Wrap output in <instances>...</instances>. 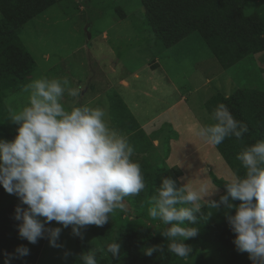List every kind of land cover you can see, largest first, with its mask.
I'll list each match as a JSON object with an SVG mask.
<instances>
[{
  "label": "clouds",
  "instance_id": "9594fccd",
  "mask_svg": "<svg viewBox=\"0 0 264 264\" xmlns=\"http://www.w3.org/2000/svg\"><path fill=\"white\" fill-rule=\"evenodd\" d=\"M21 91L26 103L8 109L15 135L11 140L0 138V187L19 200L13 219L20 239L33 245L46 239L50 247L63 249L59 243L63 230L71 227V235L82 239L88 226L103 227L112 214L125 210L126 197L145 190V179L141 164L133 159V146L110 126L104 108L63 102L65 93L79 97V87H71L66 78L45 76ZM212 118L211 125L190 127L210 145L233 136L239 140L248 132L224 104L217 106ZM236 159L244 174L232 173L223 184V195H218L219 187L209 193L204 184L195 189L171 177H162L155 189L148 214L167 226L160 236L168 241V252L185 264L193 252L185 241L198 235L205 206L223 208L236 250L247 253L251 264H264V140L243 148ZM216 195L218 199L211 198ZM237 200L239 204L233 203ZM52 222L59 226H50ZM163 251V245L157 244L144 253ZM98 252L118 260L121 244L116 240L93 247L76 259L80 264H97ZM29 254L30 249L21 244L4 253V264L22 261ZM71 255L64 251L65 260Z\"/></svg>",
  "mask_w": 264,
  "mask_h": 264
},
{
  "label": "rangeland",
  "instance_id": "374dc122",
  "mask_svg": "<svg viewBox=\"0 0 264 264\" xmlns=\"http://www.w3.org/2000/svg\"><path fill=\"white\" fill-rule=\"evenodd\" d=\"M262 7L264 0H251L246 11L250 14ZM20 37L38 66L31 81L45 76L66 78L71 87L81 89L79 97L65 93L66 105L79 102L104 108L110 126L118 130L113 120L118 96L145 126L146 133L159 132L160 148L147 155L134 154L133 159L140 164L147 161L178 168L182 172L180 178H184L179 179L181 185L188 182L198 189L204 184L209 193L218 187L213 177L225 182L231 178L233 172L217 149L196 136L190 127L215 123L205 106L213 96L229 97L239 88L264 91V52L224 70L221 78L198 91L195 89L200 87V78L191 94H187L189 87L183 77L197 79L203 73V65L199 64L204 57L205 65L212 70L209 59L217 60L198 33L159 53L154 35L145 27L141 0H57L48 11L26 24ZM5 101L9 102L5 103L7 110L18 109L26 103V94L18 90L9 93ZM223 192L219 187L218 195ZM124 205L125 210L112 214L109 223L101 228L119 227L125 222L136 229L148 222L127 198ZM51 226L59 225L53 222ZM78 238L71 235L69 227L60 237L63 249L50 247L46 240L36 264H74ZM82 239L90 249L103 246L91 230H86ZM185 243L192 248L195 245ZM65 250L73 253L67 260ZM199 250L204 264H251L247 253L236 258L212 243L201 245ZM188 264L198 263L189 258Z\"/></svg>",
  "mask_w": 264,
  "mask_h": 264
},
{
  "label": "trees",
  "instance_id": "16d2710c",
  "mask_svg": "<svg viewBox=\"0 0 264 264\" xmlns=\"http://www.w3.org/2000/svg\"><path fill=\"white\" fill-rule=\"evenodd\" d=\"M251 0H141L145 11V27L154 35L159 53L179 44L187 37L198 33L213 56L224 70H229L247 58L264 52V7L247 13ZM57 0H0V138L11 140L15 135V126L9 122V111L5 105L7 95L21 90L38 71L33 54L21 40L22 29L30 21L49 10ZM113 120L122 134L126 135L134 148V154L147 155L155 146L131 113L125 102L115 97ZM224 104L233 117L248 127V132L237 140L234 136L226 138L220 145L214 146L233 173L243 176L244 169L237 154L258 140H264V91L239 88L229 97L221 94L211 97L205 104L208 113L218 105ZM214 120V119H213ZM215 122V121H214ZM146 188L139 196L126 197L140 210V216L147 223L133 229L129 223L122 222L119 227L101 228L88 226L97 239L106 246L118 240L121 244L119 259L98 252L97 264H183V260L169 253L168 241L160 236L166 225L153 220L148 210L152 206L151 198L160 185L162 177L180 179L182 172L178 168L160 167L147 161L141 164ZM215 185L224 190L225 181L213 177ZM179 185L180 181H179ZM182 186V185H181ZM224 192L221 194L223 195ZM215 199H218L215 198ZM239 204L240 201H233ZM19 200L0 187V264H4V253L13 252L23 244L30 254L22 261L13 264H36L46 239L37 244H29L18 236L17 221L13 219L14 209ZM205 219L198 225V235L187 240L194 242L191 261L204 264L199 247L212 243L220 251L230 252L236 258L240 254L234 244V234L230 231L224 216V210L204 207ZM211 214L210 216H208ZM53 223V222H52ZM52 225V224H51ZM50 225V226H51ZM162 244L163 253L145 255L149 246ZM90 249L87 241L78 238L74 251V264H80L76 258L81 252Z\"/></svg>",
  "mask_w": 264,
  "mask_h": 264
},
{
  "label": "crops",
  "instance_id": "0c3cea01",
  "mask_svg": "<svg viewBox=\"0 0 264 264\" xmlns=\"http://www.w3.org/2000/svg\"><path fill=\"white\" fill-rule=\"evenodd\" d=\"M53 7V6H52ZM48 11V10H47ZM45 13V12H44ZM40 16V15H39ZM38 16V17H39ZM207 56V55H206ZM206 59H205V57L203 58V60H200V64L199 65H203V70H201V72H203V73H199L198 74V78L197 79H195V80H192L189 76H187V75H185L184 77H183V79L185 80V82H187V86L189 87L188 88V90L186 91V93L187 94H191V92L193 91V89H194V87H195V85H196V81L197 80H199L200 78L202 79V82L200 83V87H198V88H196L195 90H198V91H200L201 90V88H204V87H207V85H209L210 83H213V81L215 80V79H219V78H221L222 77V74H223V72H224V69L222 68V66L220 65V63L218 62V61H215V59H213L212 57H211V59H209V63H211L212 64V68H213V70L211 69V68H208L207 67V65H205L206 64ZM218 62V63H217ZM214 71V72H213ZM208 72V73H207ZM186 77H187V79H186ZM189 80H191V81H193V82H191V81H189ZM184 82V84H185V86H184V89L186 90V83ZM123 84L124 83H126L127 85H128V83L126 82V81H123L122 82ZM207 102V101H206ZM206 102H205V104H206ZM139 123V122H138ZM140 124V123H139ZM140 126L142 127V129H145V126L144 125H141L140 124ZM145 131V130H144ZM147 135L150 137V139L153 141V144L155 145V148L157 149V148H160V146H161V140H160V134H159V132L157 131H155V132H153V133H151V134H148L147 133ZM177 137H179V135L177 134ZM155 149V150H156Z\"/></svg>",
  "mask_w": 264,
  "mask_h": 264
}]
</instances>
